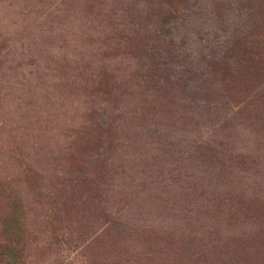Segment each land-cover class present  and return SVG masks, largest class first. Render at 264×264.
<instances>
[{
    "label": "trees",
    "instance_id": "obj_1",
    "mask_svg": "<svg viewBox=\"0 0 264 264\" xmlns=\"http://www.w3.org/2000/svg\"><path fill=\"white\" fill-rule=\"evenodd\" d=\"M76 1L15 0L14 20L0 14L10 25L0 28V78L39 69L52 83L41 91L78 106L61 112L56 143L80 166L46 153L42 183L12 158L23 170L16 185L54 203L47 220L65 230L67 257L264 264V0ZM59 112L49 109L47 123ZM63 165L71 169L58 177ZM15 191L0 181L6 264L25 245L9 246L24 227Z\"/></svg>",
    "mask_w": 264,
    "mask_h": 264
},
{
    "label": "rangeland",
    "instance_id": "obj_2",
    "mask_svg": "<svg viewBox=\"0 0 264 264\" xmlns=\"http://www.w3.org/2000/svg\"><path fill=\"white\" fill-rule=\"evenodd\" d=\"M48 1L58 3L61 0ZM69 1L80 3V1L76 0ZM11 2L13 3L15 0H0V14L8 18V21L14 20L12 12L9 13V10L14 8L13 6L8 7ZM23 6L21 3L15 5V12L18 14L20 7ZM5 22L6 20L3 21L2 26L0 25L3 32H6V28L8 29L10 26L7 24L8 22L6 24ZM79 26L78 21H76L72 30L78 32ZM77 40L80 41L79 38ZM84 40H86V36L81 41ZM26 62L27 60L24 59L19 63L24 65ZM14 65V62H11V68H14ZM3 68L7 70V64H4ZM13 71H8L6 77L0 78V93L2 92L0 100V181L7 188L8 193L13 189L15 198L18 195L15 187L19 189L21 204L20 208L17 206L16 211L20 214V219L24 221V227L21 225L22 231L17 230L19 234L17 233L14 237L10 235L9 239L14 238V240L11 241L12 243L9 246L13 248L14 241L17 239L25 243L24 251L17 259V264H70L71 260H76L75 264H81L79 260L82 259V250L77 249V251L71 252L67 257L65 239H63L62 234L65 230L61 228L62 226L59 223L53 221L50 225L49 220H47L48 211L54 207V203L52 204L53 206L50 205V201H47L44 197L40 201L29 187H20L16 185L15 181L23 170L25 171L28 168L27 166L30 165L33 168H37L38 175H42V183L43 181L45 183L44 178L51 171H45L44 164L42 166L38 164L46 161V158H48L46 153L52 154V156L56 155L54 158H63V163H67V161L73 162L71 164L73 167L80 166L77 159L78 156L74 152L65 153L63 150L58 149L59 145L56 143V141L63 142L64 138L61 129L64 126V121H68V116H62L61 112L67 110V112L72 114L74 111L71 109L75 110L78 107L77 103H70L68 99L64 98L63 92L53 91L54 87L49 86L44 91H41L43 81H46L48 85L52 84L50 83L51 77L46 76L41 70L30 69L27 66L19 68L16 74ZM30 71L34 74L30 75ZM75 73L76 71L72 72V74ZM54 83L57 84L58 82ZM48 91L54 94L52 96L56 97H52ZM55 108L60 110L56 117L57 122L47 123L50 117L48 114L49 109ZM55 122L59 124L52 129L51 126ZM50 139L52 141L49 142L50 146L47 148L46 143ZM14 156L25 160L26 163L23 170L18 168V166L13 167L12 158ZM65 167H67V170L71 169L70 165H63L57 167L54 173L60 177ZM38 182H41L39 177ZM46 188H49V183ZM46 188L44 189V194ZM1 239L3 240L2 237H0ZM83 251L87 252L86 250ZM6 253H8L6 247L0 248V264H6Z\"/></svg>",
    "mask_w": 264,
    "mask_h": 264
}]
</instances>
